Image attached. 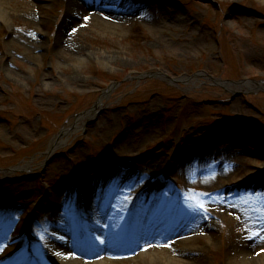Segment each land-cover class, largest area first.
<instances>
[{
	"label": "rangeland",
	"instance_id": "rangeland-1",
	"mask_svg": "<svg viewBox=\"0 0 264 264\" xmlns=\"http://www.w3.org/2000/svg\"><path fill=\"white\" fill-rule=\"evenodd\" d=\"M5 1L2 10L20 20H0V264H50L56 201L90 213L87 189L101 190L103 176L115 192L99 216L111 198H146L133 188L161 201L151 208L158 232L134 241L136 251L168 246L175 258L183 246L170 232L196 214L203 225L191 245L204 251L196 264H242L245 255L264 264V0H130L135 15L120 27L86 14L69 23V0ZM28 15L34 24L20 17ZM26 37L42 49H29ZM66 128L74 130L67 143L47 157ZM24 163L32 170H19ZM233 183L243 189L214 195ZM193 193L215 211L210 225L189 208ZM120 215L98 223L114 240L131 228L133 211Z\"/></svg>",
	"mask_w": 264,
	"mask_h": 264
},
{
	"label": "bare ground",
	"instance_id": "bare-ground-1",
	"mask_svg": "<svg viewBox=\"0 0 264 264\" xmlns=\"http://www.w3.org/2000/svg\"><path fill=\"white\" fill-rule=\"evenodd\" d=\"M3 1L6 2L5 0H0V20L6 21L12 18L20 20L19 16H14L13 14L6 13L2 10L1 2ZM8 1L12 4H21L24 7L26 6L24 5L25 0ZM33 1L36 4V7H40L51 2V0ZM95 1L99 2L105 0ZM116 1L121 2L123 9H113L108 6H101L97 7L96 9L93 7L94 9H89L91 8V3L89 0H69L67 13L68 22L74 24L78 15L86 14L87 18L89 19V23L101 21L105 25H110L112 27L124 26L129 23L130 17H134L135 9L131 5L130 0ZM20 17L23 18V20L26 22H30L33 24L35 22V19H32L31 15ZM25 41L28 44L30 43L27 37L25 38ZM34 43L35 42L30 43V47L32 48L29 49L33 50L34 52H39L42 48L40 46L35 45ZM11 74L20 77L12 70ZM247 84L252 86L251 83ZM104 106L105 101L104 98H102L96 105L95 110L90 111L85 114L84 117L79 118L75 126H78L77 128H79L78 124L80 123V121H82V119L92 117L95 114L96 110H99ZM75 126L73 128H75ZM73 128H66L61 132L60 136L57 137L51 144V147L49 148V151L47 153V157H50L57 149L63 147L67 143L69 135H71L74 131ZM200 155L204 156V153H201ZM209 161L210 162L208 163H203L204 166L206 164L210 165L212 164L211 161L213 162L216 160L213 159L212 156H210ZM219 161L220 166L217 165L215 170L218 174L221 175L223 169V165L221 166V164L226 161L223 162L222 159H220ZM188 162L189 157L185 156L182 161L184 165L182 167H184V170H187ZM18 169L30 171L32 170V163H24L20 165ZM98 186H101L102 189L97 192H95L97 189L94 188L87 189L89 194L90 191H94L95 194L91 195L93 196L92 200L91 198H89L82 205V207L84 206L83 209H90V213L78 215L76 213L75 204H69L67 200L62 201L61 198L56 201V206L59 209V213H57L55 219L52 222L54 227L52 233V240L53 242H59L58 247L63 248L67 245L64 240L68 238L72 254L78 257L79 261L76 260L75 257L71 254L62 253L60 254L59 260H57L58 258L55 256L53 257L54 259H52V262L50 264H196L201 261L200 258L204 255L203 249H195L193 245H191L192 243H195L197 238H200L199 235H196L197 232L200 233L203 225V221L199 218V216H197L196 214L192 215L189 222L190 227H188L189 225H187L186 227L176 226V229L171 230L170 239L176 240V238L179 237L180 239L178 240V243L183 246L181 248H178L176 251V257L178 258H174L172 256L175 250L173 251V248H170L168 246H166L165 248L163 247V250L162 247L159 249L153 248L147 253L140 254L136 251L137 244L134 243V241L142 242L146 238L148 239V236H150L151 234L158 232V227L156 226V222L154 221V214L156 213V211H151V208L159 207L161 205V201L157 198L151 197V192L153 189L151 191L148 190L147 192H145L144 190H141L139 188H133L132 193L129 192L130 194H132L133 196H140L145 193L143 195H146V198L140 201L139 199L137 201H129L130 203L126 201L121 202L115 197L111 198V202L109 204L108 210L106 211V214L104 213L103 215L102 213L101 216H99V210L104 207L105 203L110 198L111 193L115 192V190H110V182H108L107 178H105L104 176L100 180ZM258 186H264V181L259 182ZM222 187L223 188H221L220 190L215 191V196H218V194H223L224 191H226L225 194L228 195V198H230L231 194H235L239 190L243 189V185H237V183H233V185L227 188H225V186ZM128 210L133 211L131 228L130 230H127V228L125 227H120L118 231H114L115 234H113V236H115V240L110 237L111 231L101 230L99 228L98 223L100 221H103L102 223L108 226L107 223H109L108 221L112 219V215L114 216V213H120L121 215H123ZM151 212L153 213L152 215ZM203 212L205 213V217H211L212 214V217L216 218L214 210L211 211V213H209L207 210ZM148 213L149 216L146 215ZM121 222H124L123 218H121ZM205 222H207L208 225L211 224V221H209L208 219L205 220ZM84 228L91 229L92 232H94L93 235L85 236L83 232ZM172 245L175 244L172 243ZM51 249V245L47 247V250H50V252ZM126 252L130 253V255H125ZM118 256H121L122 258L116 259ZM248 260L249 258H247V256L245 255L242 264H248ZM253 261L254 260H252V262ZM14 264H35V262L33 260L22 259L21 261H15Z\"/></svg>",
	"mask_w": 264,
	"mask_h": 264
},
{
	"label": "snow or ice",
	"instance_id": "snow-or-ice-1",
	"mask_svg": "<svg viewBox=\"0 0 264 264\" xmlns=\"http://www.w3.org/2000/svg\"><path fill=\"white\" fill-rule=\"evenodd\" d=\"M205 194H196L193 193L191 196L186 197V200L189 201V208L193 211H206V204L205 201L202 198ZM43 239V236L41 237ZM102 242V241H101ZM4 248L0 247V252H3Z\"/></svg>",
	"mask_w": 264,
	"mask_h": 264
},
{
	"label": "water",
	"instance_id": "water-1",
	"mask_svg": "<svg viewBox=\"0 0 264 264\" xmlns=\"http://www.w3.org/2000/svg\"><path fill=\"white\" fill-rule=\"evenodd\" d=\"M198 76V75H197ZM230 82H232V83H234L235 85H239V84H243L244 83V81H239V82H235V81H230ZM251 82V84H254V82L255 81H250ZM250 82H246L245 84H247V83H250ZM248 85V84H247Z\"/></svg>",
	"mask_w": 264,
	"mask_h": 264
}]
</instances>
